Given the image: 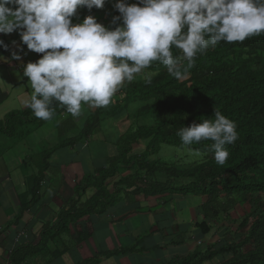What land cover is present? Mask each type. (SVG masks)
<instances>
[{
  "label": "trees",
  "instance_id": "1",
  "mask_svg": "<svg viewBox=\"0 0 264 264\" xmlns=\"http://www.w3.org/2000/svg\"><path fill=\"white\" fill-rule=\"evenodd\" d=\"M116 2L105 0L112 11L111 29L122 25V20L112 24L113 17L120 15L114 7ZM125 2L133 4L139 0ZM172 51L174 55H182L175 46ZM183 64L187 67V61ZM144 71L147 73L144 78L134 80L125 88V105L117 102L111 111L115 114L125 110L128 103L139 102L134 113L135 124L122 135L117 156L109 159L107 165L83 175L74 187L76 197L70 198L60 210L56 223L41 232L38 244H22L13 249L9 255L11 264H26L29 256L45 250L49 240L57 239L68 230L69 224L106 211L118 201L122 191L144 194L147 199L165 192L207 197L202 205L204 218L200 226L204 235L216 228L221 233L218 243L171 264H204L216 260V264H264V33L243 42L220 41L203 54H197L193 66L187 69L186 79H176L157 61ZM215 109L234 121L238 132V139L225 146L229 157L222 166L215 161L213 141L185 145L177 135L182 127L193 122L214 119ZM100 113L99 109L94 111L78 135L42 153V169L33 177L32 197L21 206L20 217L10 225L16 226L21 215L40 201L49 157L86 139L100 123ZM142 119H147V123ZM25 120L20 112L10 113L0 122V134L13 137L17 126ZM144 140L146 148L133 153ZM161 143L188 146L206 156L201 163L186 168L151 160ZM157 173L181 177L188 182L177 186L169 180L160 182L156 179ZM117 174L120 175L115 184L118 188L110 192L106 181ZM90 188L93 193L83 199ZM238 206L247 211L235 228L228 227L224 222ZM224 232L230 237L224 236Z\"/></svg>",
  "mask_w": 264,
  "mask_h": 264
},
{
  "label": "crops",
  "instance_id": "2",
  "mask_svg": "<svg viewBox=\"0 0 264 264\" xmlns=\"http://www.w3.org/2000/svg\"><path fill=\"white\" fill-rule=\"evenodd\" d=\"M106 8V3L103 8L94 10L78 7L71 18L72 23H82L85 17L91 15L104 25L97 18V13L105 12ZM109 15L105 16L109 18ZM0 40L8 45L7 50L0 46V56L4 57L0 59V122L5 121L13 112L22 113L26 119V122L17 126L13 137L0 134V264H11L9 255L13 249L22 244L39 243L41 232L52 224L50 220L43 222L44 218L49 212L60 211L67 206L70 198L76 197L74 187L83 175L107 165L109 159L117 156L119 141L132 127L137 106L132 112H129L127 106L121 112L111 113L119 101L117 97L120 91L135 80L133 79L131 82L126 81L118 89L106 108L82 104L81 116L73 117L64 106L53 101V117L47 121L38 119L27 106L33 89L20 67L39 54L27 49L21 41L19 31L3 34ZM13 41L16 42L15 45ZM13 51L19 53L20 60L12 59ZM141 73L144 77L147 74L144 70ZM97 109L111 114L109 125L99 123L86 139L76 145L64 147L49 157L52 165L44 175L40 201L21 215L16 226L10 225L20 217L21 206L32 197L33 177L37 173L36 169H32L36 168L39 155L38 161L42 160L44 151L54 149L59 143L78 135ZM130 119V123H124V120ZM55 135L62 140L53 144L52 137ZM108 136L114 139H106ZM146 145L147 141H142L133 149V153L142 152ZM39 165L40 174L41 161ZM84 166H87L86 170ZM164 176L166 175L163 173H157L156 179L160 182L168 181V177ZM119 179L120 175L117 174L106 181L110 192L117 190L118 186L115 184ZM64 190L66 197L61 194ZM92 193L93 189L90 188L83 199ZM180 197L199 198V202L179 208L176 204L169 205V201L179 200ZM206 200V196L192 193L184 195L165 192L147 199L144 194L122 191L118 201L106 211L85 216L69 224L68 230L63 232L67 235L62 233L57 239L49 240L45 250L29 256L25 263L171 264L196 250L204 251L219 240L221 235L216 228H212L205 239L202 238L200 221L203 220L202 205Z\"/></svg>",
  "mask_w": 264,
  "mask_h": 264
},
{
  "label": "clouds",
  "instance_id": "3",
  "mask_svg": "<svg viewBox=\"0 0 264 264\" xmlns=\"http://www.w3.org/2000/svg\"><path fill=\"white\" fill-rule=\"evenodd\" d=\"M104 4L105 0H0V33L19 31L28 50L43 54L23 68L33 89L27 106L36 118L51 119L53 101L73 117L81 116L82 104L107 107L126 81H133L154 61L176 79H186L197 54L220 41L243 42L264 33V0H139L133 4L117 0L114 7L120 15L113 17L112 24L122 20V25L111 29L91 15L82 23H72L78 7L100 9ZM0 46L8 49L3 40ZM173 46L182 55H174ZM11 55L21 59L16 51ZM213 116L182 127L177 135L185 145L213 141L215 161L222 166L229 157L225 146L238 139L237 125L219 110Z\"/></svg>",
  "mask_w": 264,
  "mask_h": 264
},
{
  "label": "rangeland",
  "instance_id": "4",
  "mask_svg": "<svg viewBox=\"0 0 264 264\" xmlns=\"http://www.w3.org/2000/svg\"><path fill=\"white\" fill-rule=\"evenodd\" d=\"M113 8V7H112ZM105 12H98L97 13V18L101 19L103 21V24L105 27H109V24H110V20L111 18L109 17H106L105 15L108 16V14H111L112 11H111V8H106L104 10ZM105 16V17H104ZM144 74L142 73H139V74H136L134 79H141L143 78ZM121 93L118 95L117 99L119 100L117 104H121L122 106L125 105V101H124V97H125V89L122 88V90L120 91ZM139 102H130L128 103V110L129 112H132L133 110H135L136 106H138ZM89 108V107H88ZM106 108V107H104ZM91 109V108H90ZM101 111L100 113V123L103 124L104 126H107L109 125L110 123V120L109 118L111 117V114H108L106 113L105 111H102L101 109H99ZM132 121V119H130L129 121H126L124 120V123H127L128 122L130 123ZM141 121H143V123H147V119H142ZM135 124V122H133ZM112 124V123H111ZM137 125H135L134 127H136ZM114 127V126H113ZM76 131L78 132V129H76ZM57 135L53 136L52 139H53V144H55L56 142H60V137H57ZM63 138V137H62ZM19 140L21 138H18ZM27 139H31L30 137H27ZM32 139L33 136H32ZM106 139H109V140H113L114 137H106ZM62 140V139H61ZM137 148V147H136ZM97 149H99V147H97ZM60 154V152H59ZM44 154H42L43 156ZM41 155H39V157L37 158V161H36V168L33 167L32 170H35L36 169V175L38 174V168L40 167V161L42 162V160L38 161V159L40 158ZM205 156L206 154L203 153V152H200V151H196L188 146H182V147H179V146H176V145H172V144H167V143H161L159 145V148H158V151L156 154L152 155L151 157V160H156L158 162H166L168 164H172L174 165L175 167H178V168H186V167H189V166H192L193 164H196V163H201L204 159H205ZM59 157H61V155H59ZM49 165H52V161H49ZM88 166V165H87ZM87 166H84V170H86ZM164 177H168L167 179H169V182H171L172 185H181L183 183H186L188 182V180L185 181V179L181 178V177H175V176H164ZM90 193V192H89ZM87 193V194H89ZM61 194H64L62 195L63 197H66V190H64ZM198 203L199 202V198H190V197H183V198H179V200H175L172 202V201H169V205H172V204H176L177 208L183 206V205H189V204H193V203ZM163 206V204H162ZM160 206V209L161 207ZM140 211H142V209L140 208ZM154 211V210H153ZM231 215L228 216V220L226 221L225 220V224L228 226V227H231V228H235L237 223L239 222L240 220V217L242 218L243 215L245 214V212L247 211V208L245 207H241V206H238L236 207L235 209L231 210ZM59 213L60 211H55L54 213H51L49 212L48 213V216H46L43 220L44 221H52V224H55L56 221L58 220V217H59ZM198 215V213H197ZM204 218V217H203ZM239 218V219H238ZM203 221V220H201ZM200 221V222H201ZM225 233V232H224ZM65 235H67V233H63ZM76 234V233H75ZM221 235V233H219ZM227 233L224 234V236L226 235ZM208 234H203L202 233V238L205 239L206 236ZM218 235V234H217ZM201 236V234H200ZM221 237V236H220ZM226 237H230V234H227ZM214 239H217V238H214ZM212 239V240H214ZM218 239H220L218 237ZM219 240H217V242H215L214 244L218 243ZM217 260L216 261H212L208 264H216Z\"/></svg>",
  "mask_w": 264,
  "mask_h": 264
},
{
  "label": "built area",
  "instance_id": "5",
  "mask_svg": "<svg viewBox=\"0 0 264 264\" xmlns=\"http://www.w3.org/2000/svg\"><path fill=\"white\" fill-rule=\"evenodd\" d=\"M2 35H3V33H0V37H1ZM42 55H43V54H39L35 59H32V60L29 61V62H35V61H37L39 58H41ZM26 64H27V63H26ZM26 64H25V65H26ZM25 65L21 66L20 68L23 69Z\"/></svg>",
  "mask_w": 264,
  "mask_h": 264
}]
</instances>
